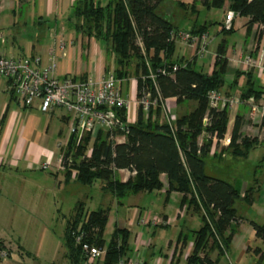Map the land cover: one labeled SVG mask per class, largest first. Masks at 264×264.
Returning <instances> with one entry per match:
<instances>
[{"label":"trees","instance_id":"1","mask_svg":"<svg viewBox=\"0 0 264 264\" xmlns=\"http://www.w3.org/2000/svg\"><path fill=\"white\" fill-rule=\"evenodd\" d=\"M25 1L19 0V4L23 5ZM165 1L109 0L104 5L94 0L72 2L66 16L68 26L76 35L96 40L104 46L107 54L114 56L115 78L118 82L135 79L137 98L142 88L146 87L152 95L158 91L163 99L175 98L178 105L190 101L195 104L189 112L171 121L175 129L168 122L159 121L160 106L150 111L146 118L138 106L137 119L131 123L127 121L126 108L116 110L125 125V132L99 129L94 137L88 134L78 144L70 135L64 150V181L73 179L83 185H92L99 180L103 191L121 199L129 194L161 190L164 184L160 175L165 174L167 196L173 191L179 192L180 207L191 209L201 221L199 229L193 231V248L185 264H215L208 252L215 248L223 255L228 250L239 222L236 201L242 199L250 204L255 192V188L250 187L241 196L229 181L206 174L204 158L208 154L210 141L198 144L203 130L202 118L208 110L207 94L213 89L220 90L227 83V39L218 42L210 73L203 72L202 68L195 69L196 55L189 59L175 56L177 46L171 40V34L178 28L161 10ZM226 3L229 11L248 17L245 24L247 34L254 24L261 26L256 35L259 42L264 36V0H193L190 4L177 1V6L197 13L198 6L223 9ZM210 24L214 23L197 25L189 28V31L202 33ZM218 24L221 25L219 32H233L232 26L226 29L223 23ZM262 64L264 66V54ZM175 65L177 68L173 70ZM161 68L168 73L162 74L159 71ZM151 74L154 79L150 77ZM242 74L245 81L238 86ZM228 85L240 90L242 100L249 97L259 99L264 94L263 90L254 87L250 72L236 71ZM10 92L13 96L14 93ZM153 113L156 114L155 120L151 119ZM5 116L6 113L0 118V128ZM228 118L227 109L211 111V124L207 131L215 133L218 138L222 137ZM240 127V121L236 120L229 144L230 152L239 157L246 156L257 143L256 138L246 137L236 143ZM119 136H124L123 142L116 140ZM68 155H71L69 164L65 161ZM121 169L134 170L135 174L121 181L118 174ZM72 174H75L74 178H71ZM108 212V208L85 211L83 202L75 205L64 231L65 257L70 264H84L86 258L81 245L72 235L74 231L84 233L83 242L105 249L95 264H118L120 259L127 261L130 258V231L127 228L115 227L108 242L103 237ZM250 224L255 237L264 241V223L250 221ZM262 258L264 253L260 254L257 264Z\"/></svg>","mask_w":264,"mask_h":264},{"label":"crops","instance_id":"2","mask_svg":"<svg viewBox=\"0 0 264 264\" xmlns=\"http://www.w3.org/2000/svg\"><path fill=\"white\" fill-rule=\"evenodd\" d=\"M14 1L15 0H0V17L5 18V16H7L8 14V21L9 18H11V15L15 17L14 14L16 10L15 9L16 4H13ZM73 1L75 0H26L23 5L20 4L21 9L25 6V4L27 5V7L29 6L31 11H33L40 17L39 22L41 21V18H43L44 15L50 17L51 26L49 29L51 30V32L49 34V38L47 39L46 45L41 44V42L36 43L37 46H35V44L32 45L26 43L27 45L26 48H20V47L16 48L14 43H12L11 47L8 48V50L5 48L6 49L5 51L7 52L9 51L8 52L9 55L16 58L24 57V56L39 57L40 58L39 68L43 69L50 64L49 51L53 49L57 43H61L63 45V48L57 51V56L55 58L56 68L53 73V75L57 79L62 80L65 77H70L76 80H85L87 77L100 78L101 76H103L104 73H106V70L109 69L106 60L107 53L105 52L104 46L92 38L76 35L73 29L70 28L66 22V16L69 12L70 6ZM94 1L104 5L109 0H94ZM177 1H180L184 4H190L192 3L193 0H173L176 6H177ZM163 5L161 6V10L162 8H164ZM165 7L167 8V5ZM197 9L201 10L205 8L198 6ZM178 10L179 13L177 14L175 13V11L172 10L171 16H173L174 19L180 17L184 18L188 22L187 29H182L181 27L173 23L178 28V30H189V28L191 27H195L197 25H202V24H209V23L218 24L219 22L223 23L225 14L227 11H229L227 7L224 10L221 19L219 20L216 19L215 21L214 20L212 21L211 19L210 20L205 19L204 21H202L201 24H199L198 20L192 17L194 16V13L191 12L189 9L183 10L180 8ZM167 11L164 12L167 13ZM187 13H189V16L186 15ZM190 14L192 16H190ZM247 20L248 17H243L236 14H234V17L232 19L233 32L230 34L237 35V37L233 41L230 40L228 42L227 40L226 42L227 43L226 54H225V57L227 58L226 76L227 78H229V80L222 87V89H220L225 94H232L235 90H238L237 87H231L230 85H228V83H230L233 80V76L236 71L250 72L252 76V80L254 81V87L256 89H260L264 91V69L262 68L264 67L262 64V57L264 54V36L261 37L259 42H257L256 35L259 30L257 24H254L249 34H247L246 25H245ZM10 21H13V19H10ZM220 29H221V25H219V30H218L219 35L222 37V39H227L226 35L229 34H223L219 32ZM205 32L209 34L208 27ZM1 39H0V44L1 41H3V39L2 40ZM178 44L182 47L180 42L177 41L176 46ZM216 46L213 48L212 50L213 52H210L208 50L210 52L208 56L200 57L196 55L197 56L196 61H198L199 59L201 60L203 59L204 61L202 64L205 63L208 64L209 67L205 71L207 73H210L212 70ZM189 50H190L189 48H186L187 57L183 56L185 59H189L192 56H194L192 55L191 52H189ZM261 53H262V57H261L260 67L256 66V67L246 68L242 65L241 60L246 54H250V56L252 57L253 60H255V62L258 61L260 62ZM0 55H4V51L0 50ZM244 81H245V75L242 74L238 79V86L242 85ZM122 84H124L123 87ZM119 86L122 91V94L124 96L130 97L131 99L128 107L126 108L127 121L130 123L135 122L137 119V111H138L137 105L134 102V98L137 92L136 80L132 78H130L129 80H121L119 81ZM262 97H264V94ZM262 97H260L257 100H260ZM178 106L180 105L176 103L175 99L173 98L166 99L165 111L162 112L161 110L159 121H163V117L165 113H167L171 119L173 120L177 119L178 116H180L177 115L175 112ZM57 109L60 108H55L53 109L52 112H55ZM60 111L61 112L57 119H59L60 122L68 126L69 114L66 113L63 109H60ZM36 112L43 113L40 110L39 99H35L30 107L27 108L21 107V104L18 101V99L15 97V95L12 96L10 92L7 78L0 77V118L4 113H6L3 127L0 128V167H5L6 164H8L9 166L16 168L21 161L26 162V166L29 163L31 164L40 163L41 161L43 162L45 160L47 155H51V166H53L54 168L53 169L54 171H52V173L54 175H57L60 172H63L64 175L63 169H58L56 165V159L59 156L58 151L55 152L52 149L43 146L46 143V141L50 139V137L48 136L49 120L43 121ZM252 116L253 115L248 105L246 104L240 105L235 111H233L230 114V116L228 115L229 118H228L226 130L224 132V137L226 138L224 145H221L216 140L206 137L203 138L202 143L210 141L207 156L216 159L218 162L227 161L228 162L227 164L230 165L229 167L232 166L237 167L239 165H242L243 162L241 160H245L249 158L250 152L254 148H256V146L258 145L260 146L257 149L258 157H260V164L255 167L254 171H252L251 178L247 180L243 184V186H241V189L237 188L236 183H234L233 181H231L230 183L237 190H239L241 196H243L245 190H247L248 188L250 187L255 188V192L252 195V201L249 205L250 207L259 208V212L264 215V119L258 116H254V117ZM236 120H239L241 123V127L238 132L239 137L236 139V143H240V139L242 137H246L248 139H253V138L257 139V143H255L254 146L248 151L246 156H241V157L234 156L229 149L230 141L228 142L227 138L231 137L232 129ZM65 132L66 130H64L61 127H58V129L54 132V134L58 139L59 138L65 139L66 137ZM123 141H118V142H123ZM118 174L121 181H125L129 176H131L126 171H121V170H118ZM74 176L75 174H72L71 178H74ZM160 179L164 184L163 187L167 188V179L165 174H161ZM173 193H177V192L173 191ZM178 194L181 195L179 192ZM183 207H185L184 210L185 213L191 211L188 209L186 210V206ZM236 209H237V216L239 217V222L236 233L233 235L231 244L234 243L236 235L240 233V231H242L241 229L243 227V222H242L243 217L239 214L238 207H236ZM178 210H176L174 217H169L165 213L159 214L158 216L160 217L158 216L153 217L157 219L159 218L163 219V221H165V224H161V225H165V226H160L159 224L158 225L146 224V225L149 226L151 225L153 228L158 226L160 227L170 226L171 224L176 223L177 221L183 219L186 216L184 212L181 216H178L177 215ZM72 215L73 213L69 215V217H65L63 240H64V231L66 228L67 220L70 219ZM140 216H141V211L138 210L135 214H133L132 219H128L127 227L123 225H118L116 222L113 223V227L116 225L115 227L127 228L129 230V227L133 226L135 222L137 223L139 222L138 219ZM261 217H263L261 220H259L258 222L256 221L254 222L259 224L264 223V216ZM108 221H109V212H108ZM250 221L253 220L247 221L249 223L250 230L248 231L247 229H245V232L249 234L252 240H256L258 238L255 237V232L250 224ZM151 235H154V231L151 233ZM183 240L184 238H181V233H179L178 236H176L174 239L171 238L169 241L166 242L167 251L163 252L162 248L159 247L158 253L154 251L155 249L154 244L150 241H146L141 245L143 251V257L141 258L142 254H140L139 251L135 253L136 255L134 257H139L144 261L145 264H156L155 261L158 258H162V260H164L163 264H183L184 262H186V258L191 253L193 248V241L190 244H188L186 242V239L185 241ZM0 241L2 242V245L6 249L8 248L7 258L5 259L0 258V264H34V262L38 260V258L40 257V255L36 250L25 251V249L21 245L17 246L16 248L14 247L15 249L13 250L12 247L5 242V240L0 238ZM247 243L248 242H244L243 240L241 241L239 247L240 253L238 255V259L236 260L237 261L236 263L240 262L241 257L243 255L253 251L252 247ZM38 244L40 246H43V242H40ZM259 250H260L259 248H256L253 251L254 254L256 253V256L258 257L260 256L261 253H263ZM48 251L50 250L49 249L46 250V248H44L43 250V252L45 253ZM65 253H66V247H65V251L64 250L61 251L60 264H70L69 260L65 257ZM208 256L210 260L213 261L215 264H219L221 254L218 253L217 249L212 248L211 250H209ZM128 257H132V256L128 255ZM52 264H56V263H52Z\"/></svg>","mask_w":264,"mask_h":264},{"label":"rangeland","instance_id":"3","mask_svg":"<svg viewBox=\"0 0 264 264\" xmlns=\"http://www.w3.org/2000/svg\"><path fill=\"white\" fill-rule=\"evenodd\" d=\"M19 3V0L13 2V4H16L15 17L11 15L9 21L8 14L5 18L0 17V39H3L0 44V50L4 51V56H10L9 51L5 50H8L12 43H14L16 48H26V43L37 46L36 43L41 42V44L46 45L51 32L49 29L51 26L50 17L44 15L39 22L40 17L31 11L29 6L27 7L25 4L21 9ZM166 5L168 11L165 7ZM163 7L165 10L164 8L162 10L167 11L165 14L170 17L173 23L182 29L188 28L187 20L181 17L174 19L171 16L172 10L177 14L179 13L178 9H180L173 0H166ZM227 7L226 5L223 9H201L197 13L195 12L194 16L191 14L190 16L196 18L199 24L205 19L215 21L216 19H221ZM186 15L189 16V13ZM10 19H13V21H10ZM218 30V24L214 23L208 26L210 41L208 50L210 52H213V48L222 39ZM236 37L237 35L234 34L226 35L228 42L230 40L233 41ZM183 49L184 47L178 44L175 56L181 57L184 55L187 57ZM106 60L109 70L113 71L114 56L109 53L106 55ZM203 61V59L196 61L194 68L200 70L202 67L203 72H205L209 66L207 63L202 64ZM225 79L226 81L229 80L227 76H225ZM123 86L124 84H122ZM193 106L194 102L190 101L187 104L178 106L175 112L177 115H181L189 111ZM60 109L49 113L36 112L43 121L49 120L48 136L50 139L45 144L42 143L44 144L43 146L55 152L58 151L59 154L61 149H57L56 143L64 138H56L54 132L58 127H61L66 130L65 133L67 135L68 130V126L57 119L61 112ZM259 147V145L256 146L250 152L249 158L241 160L243 164L237 167H229L230 165L227 164V161L218 162L216 159L206 156L204 158L205 172L208 175L222 178L229 182L233 181L236 183V187L241 189V186L251 178L255 167L260 164V157H258L257 153ZM37 165L34 163L31 168H28L26 162L21 161L16 168L8 164L5 167H0V238L5 240L13 250L19 245L25 251L36 250L40 257L34 264H60L61 251H65L63 240L65 217H69L73 213L77 202H83L85 211L97 208L109 209V221L103 235L106 242L109 241L110 234L116 226L113 227V223L116 222L118 225L127 227L128 219H132L133 214L138 210L141 211V218L145 217L146 214L153 218L162 213L169 217H174L176 210L180 208L181 195L178 192H171L167 196L166 187L151 192L130 194L118 199L111 192L103 191L99 180L92 185H83L73 180L65 182L63 172L54 175L52 173L54 171L53 166L42 169L38 168ZM235 206L238 207V212L243 217L242 231L236 235L234 243L230 245L229 250L220 256L219 264H256L259 257L253 251L259 248L264 253V241L261 239L252 240L249 234L245 232V229L250 230L248 220L258 222L263 218L261 216L264 215L259 212V208L250 207L242 199L236 201ZM185 214L186 216L183 219L167 227L158 226L153 228L151 225L144 226L140 222H135L133 226L129 227L128 255L134 257L135 253L139 251L142 254V258L141 245L146 241L154 244L156 253H158L159 247L165 252L167 251L166 242L171 238L174 239L179 233H181V238H186V242L190 244L193 240V231L199 229L201 221L199 216L192 210ZM153 231L154 235H151ZM242 240L248 242L247 244L252 247L253 251L243 255L240 262L236 263ZM40 242H43V246L38 244ZM44 248L50 251L45 253L43 252ZM260 264H264V258H262Z\"/></svg>","mask_w":264,"mask_h":264},{"label":"built area","instance_id":"4","mask_svg":"<svg viewBox=\"0 0 264 264\" xmlns=\"http://www.w3.org/2000/svg\"><path fill=\"white\" fill-rule=\"evenodd\" d=\"M234 17L233 11H227L224 17L223 26L229 29L232 26V19ZM259 28L261 26H258ZM171 40L180 42L184 47L183 52L186 53V48L192 55L208 56L209 34L207 32L193 34L189 30H178L171 34ZM63 48L61 43L49 51L50 64L43 68H39V57H13L0 55V77H6L8 80V87L13 91L15 97L21 104V107H30L35 99L40 100V110L43 113H49L54 108H61L69 114V124L67 135L62 141L56 143L57 149L62 151L56 159L58 169H64V150L69 140L70 135L74 136L76 143H80L82 138L86 135L94 137L99 129H107L109 131L120 130L125 132V125L117 115L116 110L120 108H127L131 99L124 96L119 87V82L115 78L113 71L109 70L100 78L87 77L85 80L76 81L70 77H65L60 80L57 79L53 73L56 68L55 58L57 51ZM184 56V55H182ZM215 57V55H214ZM260 62H255L250 54H246L241 63L244 67H260ZM177 66L173 67L175 70ZM264 69V67H262ZM162 74H167L165 68L159 69ZM154 79V75H150ZM175 99V98H173ZM165 100L158 91L155 95L143 87L140 96H135L134 102L137 107L140 106L144 118H146L150 111L160 106L162 112L165 111ZM176 100V99H175ZM208 110L202 118L203 130L199 136L198 144H202V138H210L218 141L224 145L226 138L224 134L222 137H216L215 133L207 131V127L211 124V111H221L227 109L228 115L235 111L240 105L246 104L250 108L252 117L258 116L264 119V97L257 100L254 97L247 99L241 98L240 90H235L232 94H225L221 90H210L207 94ZM160 118V116H159ZM152 120L156 119V114L151 116ZM171 119L167 113L163 117V121L168 122L172 129L175 125L171 124ZM231 137L227 138L229 142ZM117 141H123L124 136L116 137ZM227 142V143H228ZM66 163L71 162V155L65 158ZM38 164V168L47 169L51 166V155H47L45 160ZM29 163L27 166L32 167ZM126 171L129 175H134V170L121 169ZM185 207L177 211V215L181 216ZM139 222L142 225L151 224H165L163 219L150 218L148 214L145 217H139ZM72 235L76 243L81 245L82 251L85 253L84 264H94L97 258L105 253V249H101L83 242V232H73ZM8 256V250L2 246L0 247V258L5 259ZM156 264H163L164 260L158 258ZM118 264H145L139 257H130L120 259Z\"/></svg>","mask_w":264,"mask_h":264}]
</instances>
